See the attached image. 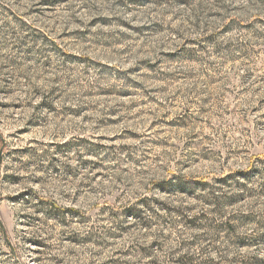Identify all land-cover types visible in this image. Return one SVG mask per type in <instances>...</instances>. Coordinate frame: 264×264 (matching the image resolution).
<instances>
[{
    "label": "rangeland",
    "instance_id": "374dc122",
    "mask_svg": "<svg viewBox=\"0 0 264 264\" xmlns=\"http://www.w3.org/2000/svg\"><path fill=\"white\" fill-rule=\"evenodd\" d=\"M0 135V264L264 258V0H0Z\"/></svg>",
    "mask_w": 264,
    "mask_h": 264
},
{
    "label": "trees",
    "instance_id": "16d2710c",
    "mask_svg": "<svg viewBox=\"0 0 264 264\" xmlns=\"http://www.w3.org/2000/svg\"><path fill=\"white\" fill-rule=\"evenodd\" d=\"M228 199H231V197L230 196L219 197L217 195H213L210 198L209 205H211L214 208H211L210 211L215 212L217 214H220V212H219L220 206L224 207L226 204H228V202H227ZM221 202H223V204H221ZM127 212H130L131 215L134 217H137L139 219H143V217L140 216V213H141L140 208H138L137 206L129 208ZM246 221H248V223H255L254 219L246 220ZM228 227H230V229H233V227H231V226H228ZM211 229L213 231L215 230L216 232H218V230H219V228L215 225L214 226L211 225ZM38 243L41 244V242H38ZM233 245H235V246L239 245V246H243V247H252V246L255 247L257 245L258 246L264 245V233L261 232L260 234H257L254 237L250 236V238H248V237L246 238V236L239 237V238H237L236 241H233ZM188 254H189V252L184 253V256H183V257H186V260H185L186 262H184L185 264H220L221 263V260L219 262H215V263L213 261H203V262L199 261V262L194 263V260H193L194 257L189 256ZM240 263L241 264H264V258H260L258 256H252L251 258H247V260L244 262H243V260H241Z\"/></svg>",
    "mask_w": 264,
    "mask_h": 264
},
{
    "label": "water",
    "instance_id": "95a60500",
    "mask_svg": "<svg viewBox=\"0 0 264 264\" xmlns=\"http://www.w3.org/2000/svg\"><path fill=\"white\" fill-rule=\"evenodd\" d=\"M0 142H1V146H0V163H1L2 150L4 147V139L2 138L1 135H0ZM0 229L2 230V235H3L4 241L6 242V244L9 246V248L11 250V245H10L9 241L7 240L6 233L4 231V228H3V225L1 222H0Z\"/></svg>",
    "mask_w": 264,
    "mask_h": 264
}]
</instances>
